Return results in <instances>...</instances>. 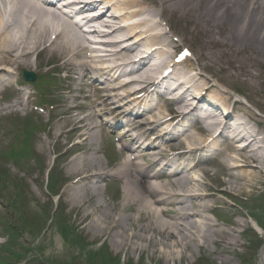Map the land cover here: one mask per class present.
I'll use <instances>...</instances> for the list:
<instances>
[{"label": "bare ground", "instance_id": "6f19581e", "mask_svg": "<svg viewBox=\"0 0 264 264\" xmlns=\"http://www.w3.org/2000/svg\"><path fill=\"white\" fill-rule=\"evenodd\" d=\"M103 4L105 6L97 17L83 24L82 21L71 23L50 2L0 0V64L18 67L41 51L52 56L56 54L73 69L83 71V77L89 79L91 73L87 71L86 58L83 57V62H74L75 59H80L81 49L86 47L85 39L80 35L81 27L93 21L100 22L101 29L92 27L91 33L100 37L114 36L116 40L120 36L124 37V30L131 31L138 38L133 41V37L129 36L123 41V44H131L111 42L114 46L108 50L111 54L98 58L102 62L115 61L118 58L129 60L138 53L137 45L154 27L150 20L131 25L124 19L133 20L144 13H150L167 18L168 21L173 19L186 23L198 36L200 50H212L219 55L220 61L244 70L246 77L257 86H264L260 76L255 75L256 70L264 68V0H102L91 2L83 8L96 12ZM110 12L111 15L107 16ZM144 27L150 28L143 31ZM102 28L107 30L103 33ZM53 32L56 38L53 42H48L47 38ZM153 39L164 41L168 38L157 34ZM167 46L172 45L167 43ZM151 54L146 50L144 55L136 57V62H130L131 70L128 74L143 79V89L155 80L153 75L156 73L153 74V64L150 63L154 61ZM164 54L166 53L161 52L158 55ZM113 70H116V66ZM7 76L0 71V88L11 86V79ZM182 77L187 78L185 73ZM198 83L197 79L194 82L185 79L174 86V103L181 101L176 104V108L186 106L191 91L197 95L203 93ZM206 89L210 91L212 87ZM207 97L208 101H201L202 115H194L196 119L201 118L198 130L204 134L217 126L222 116L218 99L213 94ZM229 100L226 97L220 102L225 104ZM20 106L23 107L24 104L20 103ZM176 116L180 120L184 118L179 113ZM233 119L238 122L241 117L229 116L228 121L222 120L225 122L223 130L226 139L223 148L218 149L215 157L224 165L223 174L230 179L227 184L235 187V190L224 185L221 190L209 192V187L199 185L198 176L192 175L195 166H180L172 159H168L169 163L166 165L174 168L171 173L151 172L152 164L156 161H153L154 155L137 153L133 148L135 139L131 137V130H127L120 136L124 147L121 157L126 155L125 158L116 170L104 174L100 173L104 166L97 158L92 144H89L90 136L83 134L79 151L84 155L74 157L66 168L67 177L76 178L77 182L64 189L63 202L78 212L77 225L108 239L114 244V252L127 250L142 253L149 247L176 250L183 246L188 249L187 242L190 241L199 251L205 250L209 243L222 249L236 247L237 240L233 233L210 223L205 214L212 212L216 193H240L244 187L252 185L253 177L264 178V149L252 142L246 143L238 128L240 123L233 125ZM258 122L261 124L259 120ZM205 145L206 140H201L195 144L196 149L193 150H200L197 147ZM166 148L174 152L175 156H182L185 154L184 148L188 147H185L182 139L174 137L166 144ZM188 152H191V148ZM230 154L238 157L234 163L230 162ZM201 170L206 173L204 169ZM104 175L121 182V200L112 205L111 210L101 205L99 181ZM200 192L202 193L198 194ZM135 243L143 244L145 250H139ZM167 252L165 263L174 259L172 251ZM263 257L264 247L261 253V258Z\"/></svg>", "mask_w": 264, "mask_h": 264}, {"label": "rangeland", "instance_id": "374dc122", "mask_svg": "<svg viewBox=\"0 0 264 264\" xmlns=\"http://www.w3.org/2000/svg\"><path fill=\"white\" fill-rule=\"evenodd\" d=\"M151 15H146L143 19H153L155 22H160L161 27L158 28L159 33H167L171 35V42L177 44L175 39V35L177 32L180 35V39L182 44H185L188 48L192 50L195 54L192 58V65L195 68L198 77L203 81H207L213 86V89L219 92V94H224L235 100L238 98V101L241 105L251 106L254 110H259L258 112L261 114L259 115L261 119L264 121V86H257V84L251 81L249 78L246 77L244 74V70H239L234 68L233 66L227 64L226 62L220 61V57L218 54H214L212 52H206L205 50H199L198 36L191 31L190 26L186 23H179L177 28L168 29V25H166V21L161 18L157 17H150ZM47 62V57L41 58V63L44 65ZM255 75L260 76V81L264 82V68L255 71ZM213 90V91H214ZM240 91V94L247 100V103L240 97L235 95V92ZM63 97V92L61 93ZM61 97V98H62ZM13 98L11 101L16 99V95L13 94L9 99ZM34 105H38V100L33 102ZM8 103L2 101L0 103V113H4L7 109ZM32 110L33 112H30ZM240 110H244L241 107ZM106 111H109L107 109ZM51 113V112H50ZM55 117H50V114L47 110L38 109L34 111L31 107H28L27 112H23L18 116V118H14V114L7 115L8 117H4V120H0V123L3 127L7 128L9 131V135H5V139L0 143V148L4 152H7L12 145H15V137L18 131H15L12 127L9 128L11 122L16 123L17 125H22L24 117H31L32 121L39 124L40 128H44L47 132L45 136L39 135L37 139L36 135L35 138L38 140L36 144L34 143V139L31 141V148L34 149L33 153L35 154V158L40 159L41 165L38 166V163L35 161H30V168L28 173H22V171L14 164L6 163L5 165L0 163V173L5 171L8 180V186L6 189L0 188V197L4 198V202L8 204V206L3 207L0 205V221H6L13 223L17 219H19V212L22 217L25 218V222L30 221V219L35 218L39 219V216L42 215V210H52L57 207V211L60 212L66 222H69L70 225L74 229H77L78 234L82 235L87 241L91 243H101L105 241L108 245L110 250V255L120 256L119 264H127L131 262V264H221L222 262L225 264H246L244 260H248L247 264H258V261L254 260L253 251L251 247L245 245L243 247L242 242H244L245 234L237 235L234 234L235 239H237V246L232 248H223L220 249L217 245L213 243H209L205 250L199 251L193 243L187 242L188 249H184L183 246L178 247V249L173 250H166L162 247H158L157 249H153L149 247L145 250L144 245L141 243L137 244L139 250H145L144 252H128L127 250L124 251H113V246L109 240H103V236H97L94 232H90L87 230H83L80 227H76L74 223L70 222L73 219H76L75 210L70 209L66 204L63 203L62 194L67 183L64 184L63 188L59 189V198L52 199L50 194L47 193L46 183L48 180L47 174L49 169L52 166V160L54 159L55 152L61 150L58 147L56 149L55 146V139L50 138L49 129L55 128L54 134L57 135L59 133L60 127H58L59 123L62 121L64 122V115H62L61 110L59 107L54 111ZM25 114V116H23ZM66 117V116H65ZM62 128V127H61ZM65 128V127H63ZM62 128V129H63ZM96 131V130H95ZM1 136V135H0ZM18 144L22 146L28 147V140L25 141L24 135H22L19 140L17 141ZM40 144V145H39ZM58 145H62L63 147L66 146V138H61L58 142ZM100 142L98 141V137L95 140V146H98ZM100 161L102 160V156H99ZM37 159V160H38ZM104 164V161L102 165ZM37 165V166H36ZM46 169V171L44 169ZM210 170L208 168V174L203 180H201L203 185L209 186L211 189H218L221 186L227 185L230 189L235 190V187L229 186L227 183L230 180L225 175L220 174L221 168L218 166L212 167ZM59 172L61 180L67 179L68 181H72L73 178H67V174L65 173V167L60 168ZM57 178L56 176L53 177V180ZM264 181H259L258 178L255 180L254 177L252 178L253 186H246L243 188L242 192L236 193L242 196V198H253L257 191L261 190ZM21 186L18 190H15L16 187ZM15 194H19L16 198H14ZM9 195V196H8ZM61 197V198H60ZM7 199V200H6ZM60 199V200H58ZM102 207L105 204H115L116 202H112L111 200L107 199L106 192H104V196H102ZM216 202L222 204V209L218 210V213L215 212L214 215L217 217L216 220L223 221L224 223L230 220V217L240 215L241 218L237 219L234 218L236 222L239 224L247 225V214L242 209L239 210L237 207L231 206L229 203L230 201L227 198L216 195L214 198ZM109 200V201H108ZM235 202H239L240 200H234ZM2 204V203H1ZM247 206V204H244ZM249 205V204H248ZM19 207V209H18ZM228 208V210L226 209ZM235 212L236 214H232ZM254 216H257L260 222L264 223V217L259 215H255L251 212ZM250 215V214H249ZM208 219H210L215 225L224 228L223 225L218 224L215 222V219L209 214L206 215ZM239 220V221H238ZM243 228V226L241 227ZM240 231V230H238ZM242 231V230H241ZM3 236L0 228V237ZM242 236V237H241ZM249 239V235H247ZM29 238L23 239V244L25 245ZM5 242L4 238H0V245ZM245 244V243H244ZM42 248L39 250H33L29 254V259L31 262H36V258L34 255V251L41 254V257L46 259L49 263H61L64 264L69 260V257L74 255L76 256L78 253L74 250L73 247L64 244L61 237L58 235L57 231L54 227H49L46 234L45 239L41 243ZM167 251H172V255L174 254V259L165 263ZM175 252V253H173ZM169 260V258H168ZM114 262V261H113ZM97 264V263H95Z\"/></svg>", "mask_w": 264, "mask_h": 264}]
</instances>
